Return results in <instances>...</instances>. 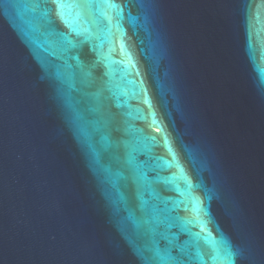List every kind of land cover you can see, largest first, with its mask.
I'll list each match as a JSON object with an SVG mask.
<instances>
[{
	"label": "water",
	"instance_id": "water-1",
	"mask_svg": "<svg viewBox=\"0 0 264 264\" xmlns=\"http://www.w3.org/2000/svg\"><path fill=\"white\" fill-rule=\"evenodd\" d=\"M0 264H264V0H0Z\"/></svg>",
	"mask_w": 264,
	"mask_h": 264
},
{
	"label": "snow or ice",
	"instance_id": "snow-or-ice-1",
	"mask_svg": "<svg viewBox=\"0 0 264 264\" xmlns=\"http://www.w3.org/2000/svg\"><path fill=\"white\" fill-rule=\"evenodd\" d=\"M53 4H56L58 8H63L65 0H51Z\"/></svg>",
	"mask_w": 264,
	"mask_h": 264
}]
</instances>
